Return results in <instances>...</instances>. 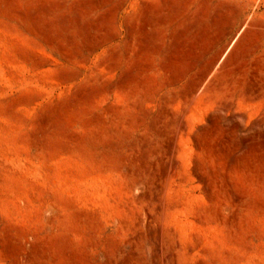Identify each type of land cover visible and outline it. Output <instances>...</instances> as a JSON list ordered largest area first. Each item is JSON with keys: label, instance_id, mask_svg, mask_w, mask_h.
<instances>
[{"label": "rangeland", "instance_id": "rangeland-1", "mask_svg": "<svg viewBox=\"0 0 264 264\" xmlns=\"http://www.w3.org/2000/svg\"><path fill=\"white\" fill-rule=\"evenodd\" d=\"M0 264H264V0H0Z\"/></svg>", "mask_w": 264, "mask_h": 264}, {"label": "bare ground", "instance_id": "bare-ground-1", "mask_svg": "<svg viewBox=\"0 0 264 264\" xmlns=\"http://www.w3.org/2000/svg\"><path fill=\"white\" fill-rule=\"evenodd\" d=\"M236 203H237V201H236Z\"/></svg>", "mask_w": 264, "mask_h": 264}]
</instances>
